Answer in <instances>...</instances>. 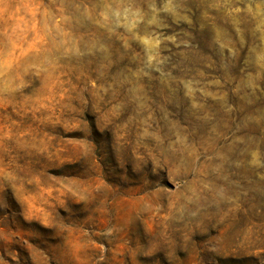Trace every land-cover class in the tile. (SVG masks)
I'll return each mask as SVG.
<instances>
[{"label": "rangeland", "instance_id": "obj_1", "mask_svg": "<svg viewBox=\"0 0 264 264\" xmlns=\"http://www.w3.org/2000/svg\"><path fill=\"white\" fill-rule=\"evenodd\" d=\"M0 264H264V0H0Z\"/></svg>", "mask_w": 264, "mask_h": 264}]
</instances>
